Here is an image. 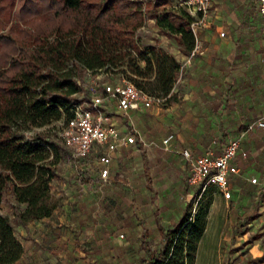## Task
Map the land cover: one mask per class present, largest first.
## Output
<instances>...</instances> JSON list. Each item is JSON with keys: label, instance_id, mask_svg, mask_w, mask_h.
<instances>
[{"label": "trees", "instance_id": "1", "mask_svg": "<svg viewBox=\"0 0 264 264\" xmlns=\"http://www.w3.org/2000/svg\"><path fill=\"white\" fill-rule=\"evenodd\" d=\"M22 11L28 25L0 34V264L16 262L23 252L13 219L26 226L51 216L59 203L51 188L68 149L53 130L25 138L27 130L64 121L74 104L89 103L86 79L99 73L105 74L102 82L125 78L155 98L176 102L181 67L157 36L140 46L147 34H141L146 10L139 0H59L53 6L26 0ZM193 21L183 7H164L153 28L188 55L195 46ZM212 202L207 186L194 211L189 203L176 225L160 229V246L150 249L144 235L147 258L138 264H194Z\"/></svg>", "mask_w": 264, "mask_h": 264}, {"label": "crops", "instance_id": "2", "mask_svg": "<svg viewBox=\"0 0 264 264\" xmlns=\"http://www.w3.org/2000/svg\"><path fill=\"white\" fill-rule=\"evenodd\" d=\"M143 31L142 28L141 34H145ZM196 31L199 49L173 88L179 100L172 103L169 114L171 123L166 130L172 132L164 136L165 138L172 135L170 143L164 145L162 138L146 144L140 132L130 126L131 121L120 119L123 115L135 118L141 115L138 111L150 109L156 102L147 108L127 111H122L116 100L104 103L103 111L110 116V122L123 135L135 132L136 141L132 144L117 143L113 150L98 145L92 148L87 156L93 155L99 166L97 176H91L93 184L96 185L90 193L101 191L100 186L105 182L118 184L122 178L130 180L132 177H129V171L121 168L141 144L147 146L145 154L149 162L154 159L164 163L174 160L176 184L180 188L186 180L188 181L189 176V164L182 155L184 149L194 156L205 153L217 155L232 137L243 132L240 149L231 160L237 172L229 174L227 178L230 198H224L220 190L214 186L212 188L219 191L218 195L214 194L213 203L218 200L224 208L235 214L236 219H252L247 222L251 228L243 238V242L247 243L256 236L253 233L264 232V229L259 228L264 224V128L248 127L256 119L264 120V71L258 74L254 69L258 63L263 62L262 53L258 51L264 47V23L257 11V0H212L203 22L197 26ZM221 32L224 33L223 36L220 35ZM154 36L161 40L160 46L176 59L180 62L185 60L187 55L181 53L175 44L156 31L151 32L150 36L147 34L142 37V44H153ZM188 111L192 116L191 122L185 121L184 114ZM178 131L185 132L186 136L192 132L195 140L188 141L181 137ZM216 131L218 136H223L222 132L234 133L217 146L215 143L221 140L216 139L217 135L209 133ZM196 150L198 153H195ZM157 152L160 153L159 156ZM243 152L246 153L245 156H242ZM103 153H107L110 158L106 166L98 161L99 155ZM102 167L108 169L105 179L99 176V169ZM252 178H255L256 182H251ZM54 180L52 186L55 185ZM192 187L199 193L198 186ZM131 188L135 190L134 186ZM51 193L59 199L58 206L51 216L31 221L26 226L20 224L17 232L14 231L23 252L19 260L12 264H66L65 259L68 251H72V246L64 250V245L73 242L76 235L74 232H79V223L75 217L80 212L74 214L73 210L78 207L80 200L73 197L61 199L58 193L52 192V188ZM261 197L263 199L259 200ZM83 201L81 200V203H84ZM68 203L70 206H76L71 209ZM187 205L183 206L179 219ZM142 233V236L146 235L144 231ZM82 235L79 233V240H86ZM261 238H264V233L259 239ZM246 245L247 251L244 256L239 257V264H246L244 259L254 262L248 264H264V260L258 263L264 255V244L254 241ZM80 253L78 251L77 255Z\"/></svg>", "mask_w": 264, "mask_h": 264}, {"label": "rangeland", "instance_id": "3", "mask_svg": "<svg viewBox=\"0 0 264 264\" xmlns=\"http://www.w3.org/2000/svg\"><path fill=\"white\" fill-rule=\"evenodd\" d=\"M25 1L0 0V28H3L0 34L9 33L11 27L18 28L28 25V22L22 19ZM139 1L146 10L145 22L141 30L143 28V33L149 36L155 31L152 25L154 21H151L154 16L164 7H179L180 2V0ZM58 2L59 0H50L51 6ZM140 46L142 47L143 44L141 43ZM259 52L262 53L263 62L254 67L258 74L264 71V47ZM103 78L105 74L99 73L95 78L86 79V84L90 86L89 95L98 86L107 83L102 82V80L106 81ZM124 81H126L125 78H119L116 84H122ZM84 89L86 90V87ZM99 91L100 89L96 93ZM75 97L81 98L82 94ZM172 103L163 100L154 104L150 109L138 111L137 113L141 115L135 118L123 115L120 119L125 122L131 121L130 126L137 129L148 144L149 141L162 139L166 133L172 132L166 130L171 123L169 114ZM184 116L185 121H192L189 111ZM59 126L60 122H56L27 130L24 137L28 138L37 131L48 130H53L51 134L58 136ZM177 133L188 141L195 140L192 132L187 134L188 136L185 132L178 131ZM209 133L217 135L216 139L221 140L215 143L218 146L234 131L222 132L223 136H218L217 131ZM146 147L143 144L137 146L136 153L127 159L121 168L129 171V177H132L130 180L122 178L118 184L105 182L100 186L101 191H93V193L90 192L96 183L93 184L94 180L91 176H97L99 166L95 157L90 155L79 159L74 157L69 150L61 156L57 163L59 176L54 180L55 185L52 186V192L58 193L61 199L73 197L80 200L78 207L73 210L74 214L80 212L75 217L79 223V232H74L76 235L73 237V242H67L64 245V250L72 246V251L67 253L66 264H138L141 259L147 258V252L141 245L143 231L147 236V246L153 249L161 245L160 229L176 225L183 206L192 203L194 211L200 194L188 184L187 180L182 187H177L174 160H169L167 163L155 159L152 162L147 161ZM195 153H198L197 150ZM157 155L159 156L160 153L157 152ZM131 186H134L135 190ZM72 192H74L73 195ZM218 193L219 191L213 187V197ZM81 200H84V203H81ZM68 205L71 209L76 206V204L70 206V203ZM235 219V214L224 208L218 200L212 202L207 216L206 229L198 243L194 264H239L241 261L239 257L244 256L247 251V243L258 241L264 244V238L259 239L263 237L264 232L253 233L256 235L253 240L244 243L243 238L247 236L246 233L251 228L247 222L252 219L243 217ZM19 226L20 224L13 219L15 232ZM259 228L264 229V224ZM85 231L88 233L85 234ZM79 233L83 234L82 237L84 236L86 240H79ZM120 235L123 236L120 237ZM78 251L81 252L79 255H77ZM263 260L264 255L258 263ZM244 261L246 264L254 263L245 259Z\"/></svg>", "mask_w": 264, "mask_h": 264}, {"label": "built area", "instance_id": "4", "mask_svg": "<svg viewBox=\"0 0 264 264\" xmlns=\"http://www.w3.org/2000/svg\"><path fill=\"white\" fill-rule=\"evenodd\" d=\"M211 2L212 0H180L179 2V7L185 8L194 18L190 27L195 38V46L185 60L181 62L177 79L181 77L184 69L190 66L192 57L199 49L197 26L203 22ZM257 11L264 23V0H257ZM220 35L223 36L224 33L221 32ZM100 87L102 88L101 92L96 93L99 86L91 92L89 103L74 104L73 115L64 121H60L58 136L62 144L76 158H85L95 145L105 146L107 150H113L117 143H135V132L123 135L110 122V116L103 111L104 103L116 100L118 107L122 111H127L137 110L141 107L147 108L155 102L164 100L147 94L128 81L114 85L103 83ZM248 127L264 128V120L262 118L256 119ZM242 136L243 132L232 137L217 155L205 153L194 156L189 150L184 149L182 155L189 164L188 184L198 186L199 194L207 186H214L222 192L224 198L229 199L231 192L228 189L227 178L229 174L237 172V168L231 164V160L240 149ZM171 139L172 135H168L163 139V144L167 146ZM245 155L246 153L243 152L242 156ZM98 161L106 166L110 162V158L107 153H103L99 155ZM107 175V167L99 169L101 178L105 179ZM251 182H256V179L252 178ZM122 236L120 235V237Z\"/></svg>", "mask_w": 264, "mask_h": 264}]
</instances>
